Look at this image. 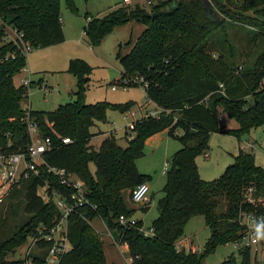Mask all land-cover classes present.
I'll list each match as a JSON object with an SVG mask.
<instances>
[{"label": "trees", "instance_id": "obj_1", "mask_svg": "<svg viewBox=\"0 0 264 264\" xmlns=\"http://www.w3.org/2000/svg\"><path fill=\"white\" fill-rule=\"evenodd\" d=\"M207 1L157 0L149 8L118 2L102 15L84 14L82 31L90 45H97L118 25L129 21L145 25L133 43L127 42L131 45L126 52L121 53V44L117 45L116 58L122 67L119 78L141 76L145 101L160 111L156 117L134 120L133 127L125 131V145L111 132L96 146L90 142L98 133L91 132L90 126L105 121L107 110L123 113L134 101L84 102L92 67L83 59H69L66 68L76 78L74 99L51 110L28 109L42 134L51 136L57 145L43 153L45 162L79 178L87 200L95 205L93 209L82 204L68 215L71 248L58 264H105L102 237L90 224L95 216L103 219L109 231H116L133 264H206L205 256L217 245L240 241L241 211L254 209L264 214V167L255 163L252 152L239 147L232 162L210 180L199 176L195 164L196 156L206 153L212 132L229 133L240 141L242 135L264 125V0H211L216 12L209 11ZM65 4L77 12L73 0H65ZM231 25L248 29L240 61L226 36ZM8 26L22 33V41L30 49L61 42L59 0H0V148L16 151L28 140L21 100L28 87L42 79L29 81L27 86L13 83L12 76L25 64V54L19 44L4 40ZM221 114L237 126H226ZM161 130L180 146L167 158L162 195L155 204L157 214L149 224L153 234L144 235L138 230L140 219L127 226L117 218L133 214L125 196L136 184L150 180V175L137 169L135 160L144 154L145 139ZM60 136L69 137L70 142H61ZM44 179L64 194L68 192L54 175L44 171L8 192V205L16 204L23 217L18 216L9 233L0 238V264H44L50 244L44 238L34 241L26 256L6 258L28 236H34L38 225L58 216L54 203L43 200L38 192ZM248 186H253L263 204L244 200ZM195 214L203 216L209 230L201 250L176 248L185 223ZM237 253L239 264H264V259L259 263L251 257L249 246L238 247ZM215 264H236V259L231 253Z\"/></svg>", "mask_w": 264, "mask_h": 264}, {"label": "rangeland", "instance_id": "obj_2", "mask_svg": "<svg viewBox=\"0 0 264 264\" xmlns=\"http://www.w3.org/2000/svg\"><path fill=\"white\" fill-rule=\"evenodd\" d=\"M119 1L121 0H73L77 8V12L74 13L66 6L65 0H59L61 26L65 30L64 40L55 44L52 49L42 50L36 48L25 54V65H28L31 73L23 78L28 76L33 81H36L39 76V72H36L44 70L43 73H40L43 76V81L39 85H37L38 83H33L36 85L28 87L27 96L21 100L22 105L28 103V107L31 109L51 110L60 103L74 99L72 93L75 90L76 78L73 74L66 71L68 60L71 58L83 59L92 67L89 74L88 88L84 93V102L91 103L106 100L112 103H123L125 101H134L133 106L127 110L135 112L134 114L125 116L117 110H107L105 121H96L94 125L90 126L91 132H98L90 141L93 145H97L100 139L107 136L110 132H114L113 134L120 145H125L126 139L124 135L128 122L147 116L149 111L152 112L153 115L151 116L154 117L159 113V109L154 103L145 101V92L142 86L136 84L133 80L125 81L126 88L117 85L116 89H110L112 82L120 76L122 71V67L116 58L117 45L121 44V53L126 52L131 45H128L127 42H134L145 27L144 24L129 21L107 33L97 45H90L84 40L82 31V27L86 22L84 14L88 12L91 15H102ZM133 1L145 8H149L145 0ZM207 3L212 9L215 8L211 0H208ZM129 4H133V2ZM247 31V28L240 25H231L226 28L225 32L229 42L237 49L235 55L237 61L243 58L244 54L240 51H245L246 49ZM24 73L21 72L14 76V82L20 81ZM127 77L125 76L124 78L128 80L129 78ZM132 78L134 79V76ZM221 122L229 127L237 126L236 121L228 119L224 114H221ZM177 132L180 133L179 130ZM179 146L180 143L177 139L165 133L154 134L145 139L144 154L135 160L137 169L150 175V180L147 182L149 186V207L145 211L137 210L136 212V215L142 219L140 226L144 228L149 226L150 221L157 213L155 204L162 195L161 188L165 180L167 158ZM239 147H243L242 149L245 151L252 152L255 163L264 167V125L257 126L251 129L249 133L242 135L240 143L232 134L212 132L208 140L206 153H201L195 158L200 177L205 180L216 178L225 166L232 162L233 155L236 154ZM90 167L94 169L92 163H90ZM38 191L41 193V189ZM7 195L0 200L2 205L0 209V238L9 233L14 220L18 216L22 215L21 217H23L16 204L11 203L10 206L8 205ZM125 197L128 207H131L132 204L146 205L148 201L136 203L130 200L129 194H126ZM12 212H14V215H11ZM90 224L102 237L105 264H128L129 255L127 248L124 244L118 242L116 231H109L103 219L99 216L92 218ZM183 230V236L190 237L192 245L197 250H201L209 233L208 228L205 227L203 216L200 214L192 215L185 223ZM263 239L264 231L261 233V241L249 246L251 257L256 258L259 263L264 259ZM29 241L30 237L28 236L25 242L19 245L12 254H7L6 258L16 259L21 257ZM242 246H244L242 242L217 245L213 251L205 256L204 261L206 264L219 263L233 253L236 264H239L240 258L237 248Z\"/></svg>", "mask_w": 264, "mask_h": 264}, {"label": "built area", "instance_id": "obj_3", "mask_svg": "<svg viewBox=\"0 0 264 264\" xmlns=\"http://www.w3.org/2000/svg\"><path fill=\"white\" fill-rule=\"evenodd\" d=\"M129 1L131 0H122L123 3H127ZM156 1L157 0H145V3L148 6H151ZM3 38L4 40L19 44L24 54L31 50L27 43L22 41V33L9 26L4 29ZM127 78L129 79H120L118 77L114 80V82H112L110 89H116L117 85L126 88L125 81L133 80L136 84L142 86L144 90L146 85L143 83L141 76H134V79L132 76ZM261 81L264 83V76ZM28 82V78L21 79V84L24 86H27ZM21 107L24 110L22 118L25 123V132L28 140L22 150L10 151L0 148V200L22 180L31 176H40L43 171L54 175L57 182L68 189V192L64 194L62 191H59L52 186L46 179H44V183L38 187V190L41 189V193L39 191L38 192L42 196L43 200H51L54 203L58 210V216L53 222L41 224L36 227V233H34V236L30 237L29 244L22 255L26 256L29 253L34 241L39 238H44L50 241L49 246L46 248L44 264H58L60 257L71 248V244L67 236L68 215L74 212L75 209L82 204L90 205L93 209L95 208V205L87 200L85 196V188L79 178L70 172H67L64 168L51 166L45 162L43 153L47 150L55 148L57 145L53 142L51 136L42 134L36 122L32 121L29 117L28 104H21ZM127 112L129 114L134 113L133 111ZM147 115L153 114L149 111L147 112ZM133 124L134 121L128 122L126 125L127 130L131 129ZM59 139L63 143L70 142V139L67 136H60ZM6 145L8 146V144ZM148 192V183L140 182L130 190L129 198L131 201L136 203L146 202L148 200ZM243 197L249 204H263V198L254 194L253 186H248L244 189ZM117 220L120 224L127 226L135 225L137 221V219L132 215L125 216L123 214H120ZM238 221L243 225V234L239 241L242 242V245L251 246L261 241V233L264 231L263 213H257L254 209L248 211L243 210L239 214ZM138 230L144 235L153 234V229L150 226L145 228L138 226ZM236 243L237 242H234V244ZM175 246L176 248H180L179 242H176ZM127 262L128 264H131L132 258L129 257Z\"/></svg>", "mask_w": 264, "mask_h": 264}, {"label": "crops", "instance_id": "obj_4", "mask_svg": "<svg viewBox=\"0 0 264 264\" xmlns=\"http://www.w3.org/2000/svg\"><path fill=\"white\" fill-rule=\"evenodd\" d=\"M119 2H121V3H123L122 2V0L121 1H119ZM131 2H134L133 0H131V1H129V2H127V3H131ZM118 3V2H117ZM116 3V4H117ZM115 4V5H116ZM114 5V6H115ZM114 6H111L110 8H112V7H114ZM109 8V9H110ZM98 15V14H97ZM128 23V22H127ZM124 24H126V23H124ZM124 24H121V25H124ZM121 25H118V26H116L115 28H117V27H119V26H121ZM62 31H63V36H64V33H65V30H64V27L62 26ZM63 40H64V37H63ZM62 40V41H63ZM60 43V42H59ZM57 44V43H56ZM55 44H53V45H49V46H45V47H38V48H40V49H42V50H45V49H52L53 48V46H54ZM33 49H36V48H33ZM32 49V50H33ZM26 56V55H25ZM28 63H29V61H28ZM34 70V69H33ZM21 72H25L24 73V76L22 75L21 76V79L23 78V77H25V75H28L29 73H31V71L28 69V65H25L24 64V66H23V68L22 69H20L16 74H14L13 76H12V81H13V83L14 84H20L21 83V80L20 81H17V82H14V80H13V78H14V76H16L17 74H19V73H21ZM28 72V73H27ZM34 72V71H33ZM39 72V73H38ZM44 72V70L43 71H37L36 73H38L39 74V76H38V78H37V80L39 79V78H41L42 79V81H43V76L40 74V73H43ZM28 77V76H27ZM26 77V78H27ZM28 80L29 81H33L30 77H28ZM33 85H36V84H33ZM37 85H39V83L37 84ZM43 85H45V84H43ZM46 86V85H45ZM28 104V103H27ZM29 106V105H28ZM31 109V108H30ZM135 113V112H134ZM133 113V114H134ZM123 114L125 115V116H129L128 114V112L126 111V112H123ZM132 119V118H131ZM132 121V120H131ZM111 131H112V129H110ZM114 133V132H113ZM160 133H165V134H167V132H166V130H161V131H159V132H156V133H154L155 135L156 134H160ZM154 134H152V135H154ZM152 135H150V136H152ZM149 137V136H148ZM210 137V136H209ZM103 138V137H102ZM101 138V139H102ZM100 139V140H101ZM241 140V139H240ZM100 142V141H99ZM239 143H240V141H238ZM241 148H243V147H241ZM237 153V152H236ZM200 176V175H199ZM202 178V177H201ZM148 202H149V200L146 202V205H143V204H138V205H135V204H132L131 205V207L132 208H134V213L132 214V216L133 217H135L136 219H140L137 215H136V212H137V210H141V207L142 206H147L146 208H148L149 206H148ZM141 211H143V210H141ZM157 214V213H156ZM156 216V215H155ZM141 221H142V219H140ZM185 226V225H184ZM205 227H207L206 225H205ZM183 232H184V230H183ZM177 242H179V247H183V248H185V249H191V250H197L193 245H192V240H191V238L190 237H188V236H181V238L180 239H178L177 240ZM125 245V244H124ZM126 246V245H125ZM192 247V248H191ZM205 262V261H204Z\"/></svg>", "mask_w": 264, "mask_h": 264}, {"label": "water", "instance_id": "obj_5", "mask_svg": "<svg viewBox=\"0 0 264 264\" xmlns=\"http://www.w3.org/2000/svg\"><path fill=\"white\" fill-rule=\"evenodd\" d=\"M206 9V8H205ZM212 10V8L211 7H209V11H211Z\"/></svg>", "mask_w": 264, "mask_h": 264}]
</instances>
